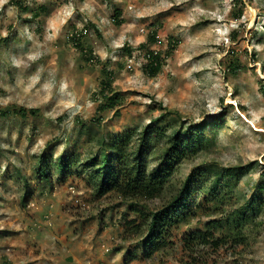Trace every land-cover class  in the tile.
<instances>
[{"label": "rangeland", "instance_id": "374dc122", "mask_svg": "<svg viewBox=\"0 0 264 264\" xmlns=\"http://www.w3.org/2000/svg\"><path fill=\"white\" fill-rule=\"evenodd\" d=\"M147 50L162 58L155 76ZM105 70L112 91H102ZM262 90L264 0H0V264H264ZM162 115L177 128L207 123V148L180 163L159 197L98 195L81 163L99 138L138 134ZM74 153L78 163L55 170ZM42 155L47 180L37 178ZM203 166L243 174L211 214L171 226L145 257V214ZM251 200L256 212L238 241L224 220ZM214 220L223 226L212 228ZM210 229L226 242H187Z\"/></svg>", "mask_w": 264, "mask_h": 264}, {"label": "trees", "instance_id": "16d2710c", "mask_svg": "<svg viewBox=\"0 0 264 264\" xmlns=\"http://www.w3.org/2000/svg\"><path fill=\"white\" fill-rule=\"evenodd\" d=\"M77 36L78 34L73 36L75 45L83 47ZM149 39L152 41L155 38L150 35ZM85 55L86 60L93 59L91 55ZM144 55L147 59V71L155 76L162 68L161 56L153 50H147ZM105 74L110 76L102 79V91H112L111 73L105 70ZM262 93L264 94V90ZM106 99L111 106H114L119 102L120 97L117 92H112L106 96ZM17 112L27 115L25 109H19ZM10 113L8 109L3 111L2 115L7 116ZM167 120L166 116L162 115L151 120L138 134L130 129L122 133H112L108 139L104 136L99 138V151L81 163L84 169L90 170L89 180L95 185L98 195L118 191L147 198L159 197L167 189L180 163L186 158L196 156L209 145L210 138L204 132L207 123L181 125L177 128V118L171 122ZM220 123L217 119L212 122L216 125ZM134 138L136 143H133ZM47 157L42 155L39 159L38 179L47 180L51 177L52 169L49 167L51 161ZM152 158L156 164L149 167V160ZM79 160V154L74 153L70 157L62 155L52 165L55 166V170L62 171L70 169ZM242 174L243 172L235 167L203 166L202 169H194L186 176L180 189L173 194L163 208L145 214L147 236L143 244L144 256L151 257L159 246L165 244L164 236L171 226L188 222L199 211L208 210L207 213L211 214L212 203L226 198L223 192L233 188V183ZM228 177L231 179L229 180ZM195 193L203 195L198 203L194 202ZM253 205L254 202L251 200L249 207L241 205L228 214L224 222L231 238L238 241L243 239L244 228L256 212ZM211 224L212 228L219 227L223 226V221L214 220ZM198 238L216 247L226 242L222 237H215L211 229L204 232H192L186 240L192 244Z\"/></svg>", "mask_w": 264, "mask_h": 264}]
</instances>
